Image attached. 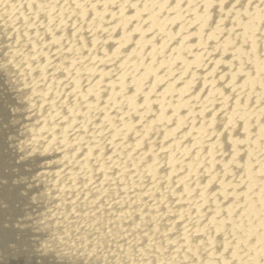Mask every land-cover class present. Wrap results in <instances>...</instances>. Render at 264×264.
<instances>
[{"label":"bare ground","instance_id":"obj_1","mask_svg":"<svg viewBox=\"0 0 264 264\" xmlns=\"http://www.w3.org/2000/svg\"><path fill=\"white\" fill-rule=\"evenodd\" d=\"M0 109V264H264V0H0Z\"/></svg>","mask_w":264,"mask_h":264},{"label":"rangeland","instance_id":"obj_2","mask_svg":"<svg viewBox=\"0 0 264 264\" xmlns=\"http://www.w3.org/2000/svg\"><path fill=\"white\" fill-rule=\"evenodd\" d=\"M1 114H2V110L0 109V117H1ZM2 127V123H1V121H0V128ZM0 143H1V133H0ZM4 161H2V163H3ZM7 187V186H6Z\"/></svg>","mask_w":264,"mask_h":264}]
</instances>
